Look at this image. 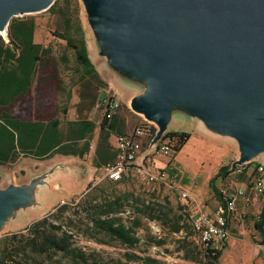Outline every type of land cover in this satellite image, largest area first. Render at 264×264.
<instances>
[{
  "label": "water",
  "instance_id": "95a60500",
  "mask_svg": "<svg viewBox=\"0 0 264 264\" xmlns=\"http://www.w3.org/2000/svg\"><path fill=\"white\" fill-rule=\"evenodd\" d=\"M55 1L0 0V30ZM81 2L99 24L100 55L142 88L129 107L155 126L151 146L178 115L234 139L232 166L264 155V0ZM50 174L0 190V230L17 211L37 206Z\"/></svg>",
  "mask_w": 264,
  "mask_h": 264
},
{
  "label": "trees",
  "instance_id": "16d2710c",
  "mask_svg": "<svg viewBox=\"0 0 264 264\" xmlns=\"http://www.w3.org/2000/svg\"><path fill=\"white\" fill-rule=\"evenodd\" d=\"M57 5L58 0L46 12L55 13ZM64 8L61 7L62 10ZM64 22L65 28L57 36L64 42L60 51L50 44L36 43L35 23L25 16L11 19L7 42L0 36V166L14 164L20 156L44 159L58 153L82 157L87 145L84 143L79 148L80 140H89L96 127L101 130L104 127L113 128L114 117L119 109L107 117L108 105L113 101L110 95L103 99L96 123L89 118L105 83L90 61L84 41L73 36L68 19ZM69 51L73 54L74 69L70 77H67L70 68L67 57ZM89 78H93L100 87L97 91L84 90L86 86H91L87 82ZM73 96L78 99L74 106L76 119L69 121L67 115ZM188 137L186 133L165 132L160 140L167 142L169 148L177 152ZM228 168L229 165L221 166L208 182V187L222 209L226 206V198L218 185L228 182ZM173 174L174 171L168 172L169 176ZM126 201L125 197H114L103 191L100 201L87 199L82 207L88 208L81 213L76 212L77 215L72 214L79 216L89 230L133 248L138 243L133 228L137 223L127 226L118 217ZM68 207L62 204L56 209L57 213H50L28 226L27 236L12 242L3 251L0 264H35L34 256L47 254L72 255L87 262L74 248L76 230L70 219L64 218ZM135 212L149 220L170 224L174 233L187 228L188 223H191L190 216L186 218L182 214L172 222L168 213L150 206L135 207ZM253 229L259 235L263 249L252 258L251 264H264V206L253 221ZM200 243V264H217L227 248L225 242ZM154 244L162 245L163 241L157 240ZM186 259L196 260V257L186 255ZM145 263L153 264L156 261L147 257Z\"/></svg>",
  "mask_w": 264,
  "mask_h": 264
},
{
  "label": "rangeland",
  "instance_id": "374dc122",
  "mask_svg": "<svg viewBox=\"0 0 264 264\" xmlns=\"http://www.w3.org/2000/svg\"><path fill=\"white\" fill-rule=\"evenodd\" d=\"M62 6L65 7L63 10L61 9ZM25 17L35 23L34 41L41 44H50L58 51L62 50L64 42L58 39L57 36L65 28L64 20L68 19L70 21L73 36L84 41L87 55L101 81L105 83V87L99 93L93 113L99 110L103 99L108 95L115 97L114 100L119 104L120 108L125 105L122 103L130 102L134 94L141 93L142 88L140 86L129 81L109 66L106 58L100 55L99 24L90 22L81 0H58L55 13L40 12L25 15ZM0 36L5 42L8 41L7 33L6 38L4 35ZM67 57L70 66L69 72H67L68 77L72 74L74 62L73 54L70 51L67 52ZM87 82L91 85L84 88L87 92H94L100 88L93 81V78H89ZM175 117L167 126L166 130L168 132H181L190 121L178 115ZM142 122L143 120L141 122L137 121L132 126V130ZM192 123H198L199 127H203L197 120L192 121ZM186 132L192 135L177 152L170 151L167 155H161L164 160H156L157 162L159 161L158 166H156L161 171V175L154 183L148 182L145 177L140 176L136 172H133L135 177H133L131 182L122 181L123 173L126 171L121 173L118 180H112L105 174L108 180L105 179L101 183L91 186L86 194L82 196L75 195L63 203L69 206L64 218L70 219L76 230L73 239L76 253H80L87 262L78 257L74 258L72 255L47 254L34 256L35 264H146L145 260L147 257L156 261L153 264H200L198 260L200 258L201 243L198 234L192 228L193 226L191 227L192 223L189 222L187 228L174 233L170 229V224L164 225L159 220H149L146 216L135 212V207L150 206L168 213V217L172 222L180 214L187 218L198 212V210L188 209L185 206L184 202L179 198L178 190L174 189V186L171 187L170 181L173 180V184L177 183L182 186L179 183L180 181L185 184V181L191 182L193 179H197L195 188L188 193L193 204L202 208L209 204L206 195L208 191L207 179L215 171H218L221 166H227L232 159L238 158V147L234 139L216 136L206 131L204 132L205 134H202L199 131H195L192 127L186 128ZM257 162L264 164V155L257 157L246 165L241 175L218 185V188L227 190V193L238 189L237 187L240 184L248 188L255 174L252 165ZM167 165H170L177 172L179 180H176L175 174H173V178L168 176ZM38 166H40L39 163L21 156L14 164L10 163L0 166V190L10 185L28 184L32 178L45 173L37 170L39 169ZM58 191L63 195L62 190L58 189ZM103 191L114 197L127 198L124 203L125 206L122 208L123 212L118 214V217L127 226H134L132 223H137L133 227L134 236L138 239L135 247H126L103 234H97L93 230H89L87 225L81 222L79 216H76V212L81 213L85 208H88L82 207L85 200L94 198L100 201V195ZM196 195L199 196V200H196ZM201 197L204 198L203 201H200ZM71 200L74 203H71ZM38 206L40 205L37 204L35 207L17 211L14 217L10 218L2 227L0 230V258L3 251H6L12 242H18L27 236L26 228L28 226L50 213H57L56 209L59 207ZM180 208L183 210H180ZM236 224L238 225L239 223L236 222ZM157 240L163 241V244H154V241ZM225 243L229 244V247L223 251L217 264H251L252 256L263 249V246L260 245L259 236L254 238L251 233H248V237L242 238L241 235L238 240L226 241ZM186 255H192L196 257V260L186 259Z\"/></svg>",
  "mask_w": 264,
  "mask_h": 264
},
{
  "label": "crops",
  "instance_id": "0c3cea01",
  "mask_svg": "<svg viewBox=\"0 0 264 264\" xmlns=\"http://www.w3.org/2000/svg\"><path fill=\"white\" fill-rule=\"evenodd\" d=\"M138 94L140 93H136L132 97ZM113 97L114 96H112V98ZM113 99H115V97ZM77 102H78L77 97L73 96L71 101V106L68 110V115H67V119L69 121H73L76 119V110L74 106ZM122 104L125 105L124 107L121 106L119 110L116 112L112 129H108L104 127L101 130L99 127H96L89 140L84 139L79 141V148L83 146L84 143H86L87 145L86 151L83 153L82 157H78L71 154L61 155L58 153H54L49 158H44V159L29 158V160H32L40 164V166H38L39 169L37 170L42 172L51 171V174L47 179L46 185L41 187L36 195L37 203L38 205H40L38 207H58L59 205L70 200L75 195L82 196L86 194L87 191L91 188V186L101 183L102 181L107 179L105 177L106 175L104 173V167L108 163H111L112 161L115 160L116 137L120 134L131 133L133 131L132 126L137 121L141 122L142 120H144L142 116L135 114L131 111L129 107V102ZM98 114L99 112L95 111V113L89 115V118L96 123L97 120L96 118ZM175 116L177 115L172 116L170 122L172 121V119L176 118ZM192 121L193 120H190L189 123L186 124L187 125L186 128L189 129L192 127L195 131H199L202 134H205L203 127H199L198 123L194 124L192 123ZM186 128H184L183 131L178 133H186L190 137V135L192 134L186 132ZM154 129L156 131L155 127ZM170 133H175V132H170ZM144 151L145 152L143 153L142 156L147 154L146 150ZM142 156L137 159L135 166H131L126 170V172L123 173L124 174L122 176L123 182L133 181V177H135V173L133 172H136L140 176L144 177L143 173L139 169H137L138 166H140L142 163L143 160ZM235 159L237 158L232 159L230 163L234 162ZM156 160H164V159L161 156L155 157V163L158 166L159 161L157 162ZM167 171H174L176 180H179V177L177 176V172L174 169H172L170 165H167ZM216 172L217 171H215V173H213V175H211L207 179L208 191L206 192V195L209 200V204L201 208L202 211H204L206 214L210 216H213L212 214H214L216 210L222 209L214 193L208 187L209 180L216 174ZM179 183H181L182 185L180 186L176 183V186L179 189L189 192L195 188L197 179H193L191 182L185 181V184H182L181 181ZM74 186L76 187L75 189ZM237 188L242 189L244 194L242 197L237 199L234 210L231 213H227V212L225 213L227 216L226 227L229 232V239H228L229 241L227 240V242H231L232 240H236V239L238 240L241 237V235L242 238L248 237V233H251L254 238L259 236L253 229V221L260 213V210L262 208L260 197H258L253 192L251 185L247 188L246 186L244 187V185L242 186V184H240L239 187ZM58 189L63 191V195L59 193ZM198 197H199L198 195L195 196L196 200H199ZM203 200L204 198L201 197L200 201ZM192 206L193 209H197V210L199 209L198 205L193 204V201H192ZM236 222L239 224L237 225ZM227 247H229V244L227 245ZM259 251H257V253H255L252 256V258L256 256L259 253ZM252 258H251V262H252Z\"/></svg>",
  "mask_w": 264,
  "mask_h": 264
},
{
  "label": "built area",
  "instance_id": "2783aa9c",
  "mask_svg": "<svg viewBox=\"0 0 264 264\" xmlns=\"http://www.w3.org/2000/svg\"><path fill=\"white\" fill-rule=\"evenodd\" d=\"M118 108L119 104L113 99L108 105L107 117L109 118ZM154 127L155 126L152 123L143 120V122L131 133L122 134L116 137L115 160L104 167L105 174L110 179L118 180L122 172L126 171L131 166H135L137 159L141 157L145 152L144 150H146L147 154L144 155L145 157L142 156V163L137 169L143 173L148 182L154 183L157 181V178L161 175V171H159L156 166L155 157L167 155L172 150L167 145V142L161 140L155 145H150L155 134ZM248 164L250 163L232 166V163H230L227 172L228 180L231 181L234 177L241 175L245 166ZM253 167L255 174L251 182V188L253 192L260 197L263 207L264 164L257 162ZM169 177L173 178L172 176ZM173 182L174 181L171 180L170 185L178 190L179 198L184 202L188 209H193L189 193L179 189L176 184H173ZM220 192L226 198V206L224 210L218 209L214 212L213 216H210L199 208L198 212L190 215L192 226L198 234L200 242L223 243L229 239V232L226 227L227 216L225 213H231L234 210L237 199L242 197L244 192L242 189H236L231 193H227V190L220 189ZM193 217L195 218L193 219Z\"/></svg>",
  "mask_w": 264,
  "mask_h": 264
},
{
  "label": "bare ground",
  "instance_id": "6f19581e",
  "mask_svg": "<svg viewBox=\"0 0 264 264\" xmlns=\"http://www.w3.org/2000/svg\"><path fill=\"white\" fill-rule=\"evenodd\" d=\"M0 35H4V36L6 37L5 30L1 29V30H0Z\"/></svg>",
  "mask_w": 264,
  "mask_h": 264
}]
</instances>
